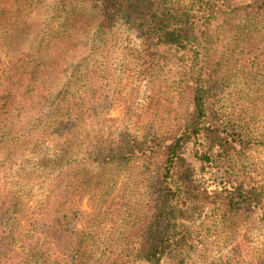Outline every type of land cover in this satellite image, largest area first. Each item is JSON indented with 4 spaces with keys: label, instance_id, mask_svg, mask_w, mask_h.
Returning <instances> with one entry per match:
<instances>
[{
    "label": "trees",
    "instance_id": "obj_1",
    "mask_svg": "<svg viewBox=\"0 0 264 264\" xmlns=\"http://www.w3.org/2000/svg\"><path fill=\"white\" fill-rule=\"evenodd\" d=\"M0 1V264H191L195 246L206 264H264L238 248L207 257L198 225L232 227L264 205L244 169L263 137L229 82L264 61V0H60L49 40L30 24L43 0ZM75 4L99 15L100 40L61 18ZM121 22L140 40L135 81L151 87L134 125L108 141L111 111L135 109L119 96L127 65L98 76L78 52L102 48ZM29 36L38 46L10 56Z\"/></svg>",
    "mask_w": 264,
    "mask_h": 264
},
{
    "label": "rangeland",
    "instance_id": "obj_2",
    "mask_svg": "<svg viewBox=\"0 0 264 264\" xmlns=\"http://www.w3.org/2000/svg\"><path fill=\"white\" fill-rule=\"evenodd\" d=\"M59 1L60 0H43L39 2L37 4V9L31 16L32 21L30 24L32 27L37 26L39 28L38 31H42L41 35L45 36L46 40H49V35L44 31H47V28L50 29L47 25L50 24L52 20L55 25L60 24L59 20L53 19L54 9L57 8ZM2 3L3 1H0V4ZM11 6L12 3H9L7 8ZM75 6L78 7L76 4ZM76 10L78 14L76 13L73 15V12H75L74 8L71 9L69 6L66 7L60 14L63 15L61 18L73 20L77 16L78 18L75 22L78 23V28L85 29L84 32H81L83 34L78 35L79 38L87 43V38L89 41L95 39L100 40L101 37L97 35L95 28L99 15L89 9L87 13H83L84 16H81V13H79L80 8L78 7ZM43 28L44 31L42 30ZM37 32L35 33L40 35ZM50 35L52 37L51 39H53V35ZM30 39L31 36H29L27 40L24 39V41H20L17 45L19 50L15 49L11 51L9 55L16 57L20 51H31L29 49H32L34 43ZM97 44L103 47L94 48L93 50H89L87 47L83 50L80 49L78 52V60L83 57H88V61L85 63L88 66L92 65L90 70H92L93 73L96 72L98 76H101L99 71H101L103 67L108 66L111 73H114L115 69L122 63L127 65V70L121 75L122 84L125 87L119 96L120 99L126 100L128 104L133 105L132 107L135 106V109L130 110L124 106H119L111 111L109 115L110 119L106 122L103 130V138L110 141L116 138L118 133L121 130L123 131L125 127L129 125L132 127L134 125L135 119H137V115L140 113L138 108L141 107L140 105L148 95V86L150 85L145 81L139 83L135 81L137 78L134 58L140 44L136 32L129 30L126 25L121 22L113 31L104 37L102 42ZM104 45L109 47H105ZM37 46L38 45L34 46L33 49ZM1 49L2 48H0V55L2 52ZM1 57H3V55ZM72 70L69 72L66 71V74L71 73ZM236 72L240 77L238 76V78L229 81L232 83L231 88L235 90L231 92L232 97H230V103H232L239 115L242 114L248 121L255 125L254 127L258 129L257 133L264 139V61H261V58H249L243 62L242 67H239ZM164 82L165 84H170L172 87L175 85V78L170 69H165ZM263 139L262 144H257L254 149L248 153V157H246L248 159L245 158L244 169L250 172L256 183L264 189ZM83 208L91 210L89 201H84ZM203 221V218L199 220L198 225L200 226V233L206 240L207 250L205 253L207 257H219L221 253H228L232 249L238 248L245 257L258 253L264 258V205L254 217L238 220L232 227L231 225L221 223L218 219L215 221L213 217L206 219L204 224L202 223ZM113 225L114 223H110L103 229H98L96 231L98 234L96 235V240L99 245L97 246L101 249L98 253L103 250L104 246V243L99 241H101L106 234L113 231V229H110ZM194 249L196 251L194 250L190 253V257H192L191 264H206L205 261H207V259L206 256L203 255L204 250H200L201 248L198 246H195Z\"/></svg>",
    "mask_w": 264,
    "mask_h": 264
}]
</instances>
